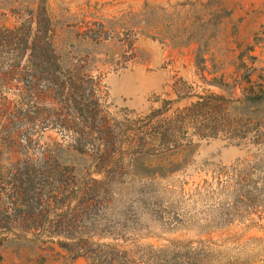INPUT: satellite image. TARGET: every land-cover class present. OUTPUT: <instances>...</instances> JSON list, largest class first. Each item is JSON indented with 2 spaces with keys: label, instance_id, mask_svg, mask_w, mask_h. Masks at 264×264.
Segmentation results:
<instances>
[{
  "label": "rangeland",
  "instance_id": "rangeland-1",
  "mask_svg": "<svg viewBox=\"0 0 264 264\" xmlns=\"http://www.w3.org/2000/svg\"><path fill=\"white\" fill-rule=\"evenodd\" d=\"M262 89L264 0H0V211H30L0 217V264H89L67 224L264 264V103H243Z\"/></svg>",
  "mask_w": 264,
  "mask_h": 264
},
{
  "label": "trees",
  "instance_id": "trees-1",
  "mask_svg": "<svg viewBox=\"0 0 264 264\" xmlns=\"http://www.w3.org/2000/svg\"><path fill=\"white\" fill-rule=\"evenodd\" d=\"M256 102L264 103V89L259 91V93L257 94H253L252 97L245 98V101L243 103L251 104ZM214 136L215 135L209 133L199 135V137L203 139ZM169 160L170 159L168 158L166 159V161L162 160L156 163H148V166L154 170L155 175L159 174L162 176L165 171V166H169V162H171ZM177 162L178 163L174 161L172 163L175 164L174 168H179V166L181 165L179 161ZM26 194L27 193L25 192L22 198L20 195V197H17V199H14V201L12 200L16 196L11 197L9 202L7 203V205H11V207L6 208L5 211H0V217H3L4 220H11L13 218L14 220H19L24 213L30 214V211L23 210V208H28L29 201ZM124 194L125 193L121 191L114 193L113 195L121 198L125 196ZM110 196L111 194L107 191L94 192L88 196V200L104 201L110 198ZM126 196L139 198L144 197V194L141 192L129 193ZM1 203L3 204V202L0 200V205ZM61 227L62 225L60 224L56 225L57 229ZM65 227L66 231L63 233L59 232L58 234H63L67 242H58V245L61 249L73 255L74 260L78 258H84L89 262V264H203L195 259H190L189 261H181L179 260V254L175 253V251H170V249L166 251H157L156 254L139 256L134 250H125L123 245L115 243L120 239H122L124 243L127 242L126 239H124L125 237H122L121 235H113V237H110L112 243H99L103 238H106V236L102 235L103 233H97L99 241L94 243L92 242V239L94 238L93 236H86L84 233L75 236L72 233V230H74V227L72 225L67 224ZM7 231L9 233H12L13 229H7ZM179 246H181V244L179 243H173L172 245L174 249Z\"/></svg>",
  "mask_w": 264,
  "mask_h": 264
},
{
  "label": "crops",
  "instance_id": "crops-1",
  "mask_svg": "<svg viewBox=\"0 0 264 264\" xmlns=\"http://www.w3.org/2000/svg\"><path fill=\"white\" fill-rule=\"evenodd\" d=\"M183 52H185V51H183ZM184 60V59H183Z\"/></svg>",
  "mask_w": 264,
  "mask_h": 264
}]
</instances>
